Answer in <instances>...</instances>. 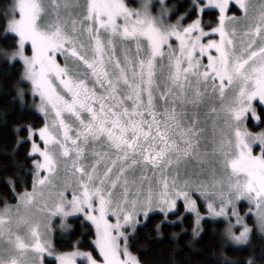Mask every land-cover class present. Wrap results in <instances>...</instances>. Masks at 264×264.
Segmentation results:
<instances>
[{
  "label": "snow or ice",
  "instance_id": "obj_1",
  "mask_svg": "<svg viewBox=\"0 0 264 264\" xmlns=\"http://www.w3.org/2000/svg\"><path fill=\"white\" fill-rule=\"evenodd\" d=\"M0 17L17 69L0 264H264V0H11Z\"/></svg>",
  "mask_w": 264,
  "mask_h": 264
},
{
  "label": "trees",
  "instance_id": "obj_2",
  "mask_svg": "<svg viewBox=\"0 0 264 264\" xmlns=\"http://www.w3.org/2000/svg\"><path fill=\"white\" fill-rule=\"evenodd\" d=\"M11 0H0V11H3L9 4ZM129 3L133 4L135 6L138 3V0H129ZM169 4H179L180 0H168ZM183 9H181L182 11ZM235 10V9H234ZM3 24V18L0 17V25ZM5 46V41L2 38V35H0V47ZM8 74L9 76L15 77L17 74V69L15 68H5L2 63H0V80L3 79V75ZM6 107L4 105L3 101L0 100V108ZM42 117L40 116L39 113H36V115L32 118V122L39 126V123L41 122ZM250 127L252 126V123L250 122L249 124ZM264 127V126H262ZM254 130H259V128L253 127ZM11 136L10 134L7 133L6 129H0V166L3 164L7 163L5 157L2 155L4 151V146L7 143H10ZM5 173L3 172L2 168H0V207H2L3 201H7L10 204H15V198L13 197L12 193L9 191V189L6 187L3 181ZM28 180L27 186L30 187V178H25ZM22 188H17V191H22ZM248 222L250 225H252L255 228L253 218L249 217L247 218ZM74 222V221H73ZM55 245L58 249L60 250H68L67 244L62 243V238L61 235H57L55 237ZM214 246V241L211 237H206L204 242L199 245L198 247L202 249L204 252H209L212 250ZM261 246H264V239L260 238V234L258 232H254L253 234V241H252V248L255 250V254H259ZM253 252L249 250H244V251H238L234 253H230L233 258H239V259H244L249 255H252ZM152 258H156V253L150 254ZM197 260H202L204 257H195ZM50 263V261H49Z\"/></svg>",
  "mask_w": 264,
  "mask_h": 264
},
{
  "label": "rangeland",
  "instance_id": "obj_3",
  "mask_svg": "<svg viewBox=\"0 0 264 264\" xmlns=\"http://www.w3.org/2000/svg\"><path fill=\"white\" fill-rule=\"evenodd\" d=\"M167 2H168V0H167ZM236 14H237V15H240V12L237 11ZM253 130H254V129H253ZM254 131H258V130H254ZM257 151H258V150H257ZM52 227H53L52 239H53V242H54V244H55V237H56L57 235H61V234H60V231H59V229H58V219H57V218H53ZM51 260H52L51 257H47V256H45V264H50L49 261H51Z\"/></svg>",
  "mask_w": 264,
  "mask_h": 264
}]
</instances>
